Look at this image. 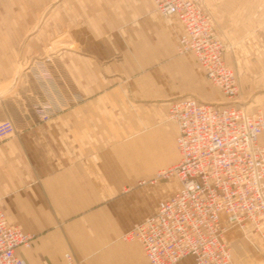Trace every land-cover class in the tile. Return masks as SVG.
<instances>
[{
  "label": "crops",
  "instance_id": "0c3cea01",
  "mask_svg": "<svg viewBox=\"0 0 264 264\" xmlns=\"http://www.w3.org/2000/svg\"><path fill=\"white\" fill-rule=\"evenodd\" d=\"M184 32L154 0H0V85L15 77L18 60L47 56L42 52L51 45V68L84 98L76 103L73 95L70 107L45 122L24 114L17 135L0 143L1 207L10 223L34 235L29 248L17 249L29 264H62L71 249L80 264H149L141 243L122 236L178 192L180 182L139 188L127 158L113 155L127 143L113 142V135L139 131V104L158 105L168 116L178 96L217 102L204 92V80L212 83L194 53L177 52ZM139 60L149 63L140 78ZM32 83L39 91L40 83ZM223 223L239 257L242 230L229 227L225 216ZM263 262L253 255L248 264ZM176 264L196 263L187 256Z\"/></svg>",
  "mask_w": 264,
  "mask_h": 264
},
{
  "label": "built area",
  "instance_id": "2783aa9c",
  "mask_svg": "<svg viewBox=\"0 0 264 264\" xmlns=\"http://www.w3.org/2000/svg\"><path fill=\"white\" fill-rule=\"evenodd\" d=\"M154 2L163 16H176L182 22L180 52L194 53L226 100L208 102L196 96L171 100L168 117L177 124L179 159L158 170L150 182L175 178L180 189L122 237L139 241L149 264H176L187 256L196 264H235L223 216L230 224L250 222L264 235V108L250 112L240 104L238 76L226 61L225 42L204 0ZM37 70V81L51 88L54 84L47 72ZM54 90L50 89L49 99L33 102L42 122L67 105ZM15 131L9 116L0 119V143ZM33 238L8 221L0 199V264H29L17 249L29 248ZM62 264L78 261L67 251Z\"/></svg>",
  "mask_w": 264,
  "mask_h": 264
},
{
  "label": "rangeland",
  "instance_id": "374dc122",
  "mask_svg": "<svg viewBox=\"0 0 264 264\" xmlns=\"http://www.w3.org/2000/svg\"><path fill=\"white\" fill-rule=\"evenodd\" d=\"M204 4L212 15L217 33L225 42L226 61L235 69L238 76L240 104L251 112L258 108H264V0H204ZM65 39L69 41L71 37L65 36ZM74 45L65 44V47L71 48ZM51 50L53 48L48 45L42 53H47V51L49 53ZM177 52L178 54H184L180 52L179 47H177ZM48 53L47 56H37L36 59L31 58L30 61L22 62L18 60L15 77L0 85V119L9 116L16 128L13 136L6 140L17 135L18 127L22 126L24 114L35 113L33 102L39 100L35 99L37 93L39 95L46 94L49 97L51 95L50 89H55L53 93L57 92L58 97L62 98L67 104L64 110L72 105L71 97L73 95L76 103L83 102L84 98L82 99L81 95L73 92L67 80L68 77L66 78L65 74L59 72L55 74V70L50 65L53 60ZM191 56L196 62L194 56ZM39 61L50 66L51 69L48 67V69L42 71L47 72L54 85L51 88H45L40 84L38 86L39 91H37L32 80H37L38 75L35 72H39L37 70V66L41 65H38ZM32 64H35L34 71L29 72L28 70L32 67ZM197 64L199 65L198 61ZM148 66V62L139 60V78L144 75ZM200 72L202 73L201 70ZM43 73L45 74V72ZM201 73L199 78L204 79ZM202 86L205 87V91L203 90L205 93L215 94L217 102L218 100L219 102L226 100L219 87L205 80ZM31 94H33L32 97H30ZM30 98H33L34 101ZM159 107L149 103L139 104V131L133 130L130 133L129 130L127 136L113 135V142L122 141V143H127L126 151H113V155H117L121 159L127 158L128 176L129 178H135L139 188L158 187L165 189L175 182V178L162 179L155 183L150 182L158 170L175 164L179 159L176 140H174L176 134L175 124ZM144 180H146L145 183ZM162 198L159 197L157 202ZM247 223L245 226L228 224L229 227L240 228L242 239L247 243L242 242L239 257H236L234 252L232 253L235 264H248L250 256L253 258V255L264 257V235L252 223ZM67 251L74 254L78 264L81 263H79L80 259L78 260L73 249Z\"/></svg>",
  "mask_w": 264,
  "mask_h": 264
},
{
  "label": "bare ground",
  "instance_id": "6f19581e",
  "mask_svg": "<svg viewBox=\"0 0 264 264\" xmlns=\"http://www.w3.org/2000/svg\"><path fill=\"white\" fill-rule=\"evenodd\" d=\"M227 228V227H226ZM263 229V228H262ZM227 230V229H226Z\"/></svg>",
  "mask_w": 264,
  "mask_h": 264
}]
</instances>
